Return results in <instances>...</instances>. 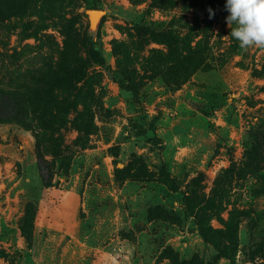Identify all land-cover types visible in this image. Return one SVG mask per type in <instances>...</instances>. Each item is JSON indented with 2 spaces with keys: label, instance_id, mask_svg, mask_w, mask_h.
Returning a JSON list of instances; mask_svg holds the SVG:
<instances>
[{
  "label": "rangeland",
  "instance_id": "1",
  "mask_svg": "<svg viewBox=\"0 0 264 264\" xmlns=\"http://www.w3.org/2000/svg\"><path fill=\"white\" fill-rule=\"evenodd\" d=\"M94 3L98 8L91 7ZM225 4L226 0L3 4L0 86L20 71H37L46 62L56 66L74 32L79 40L100 32L106 65L93 66L77 83V95L64 99L70 105L63 107L67 112L51 131L41 124L40 141L35 131L0 124V264H47L53 247L68 264L77 258L96 260L112 239L117 240L116 254L127 264L133 258L137 264L264 263L254 252L264 236V194L254 193V178L236 187L224 211L211 213L210 225L220 230L221 219L226 221L234 207L244 211L232 259L205 243L187 207L193 197L210 196L220 170L240 162L254 141L252 133L264 129V50L244 51L235 39L224 38L231 32ZM92 9L102 11L96 27L90 19ZM208 9L214 13L211 19ZM142 23L170 31L178 39L162 41ZM188 38L200 46L204 67L187 82L173 84L163 76L171 66V47L185 52ZM84 57L80 45L76 63ZM116 71L139 81L138 97L121 88ZM53 93L59 101L60 91L55 87ZM92 199L119 214L118 230L110 224L108 236L97 229L90 238L91 226H96V218L89 219ZM37 226L46 229L51 249L41 257L37 240L27 238L35 236Z\"/></svg>",
  "mask_w": 264,
  "mask_h": 264
},
{
  "label": "trees",
  "instance_id": "2",
  "mask_svg": "<svg viewBox=\"0 0 264 264\" xmlns=\"http://www.w3.org/2000/svg\"><path fill=\"white\" fill-rule=\"evenodd\" d=\"M6 1L0 0V16L5 13L3 4ZM91 7L98 8L96 3ZM141 27L149 34L168 43L172 39H178V37L174 38L172 32L159 30L150 23H142ZM80 45L84 48L85 57L77 64L75 58L78 56ZM186 46L185 52L180 51L176 46L171 47L172 57L169 61L171 66L163 73V76L173 84L187 82L200 68L204 67L200 46H193L191 38L186 40ZM104 65H106V58L100 32H90L80 40L74 32L70 42H66L56 66L46 62L37 71L30 69L20 71L9 77L8 83L0 86V124L15 123L23 129L35 131L40 141L44 136L41 134V124L51 131L59 122L62 113L67 112L63 107L70 105L69 102H64V99L70 96L74 98L77 95V83L86 78L90 68ZM114 78L122 89L131 91L135 97L139 96L141 89L139 81L130 79L120 71L115 72ZM31 84H35L33 89H30ZM55 87L61 93L59 101L53 93ZM42 93L45 94V98L41 95ZM252 135L254 141L246 149L243 159L240 162L232 161L228 167L220 170L214 180L210 196L204 199L193 197L194 203L187 206L191 209L189 213L195 218L205 243L213 245L219 256L228 259L236 255L244 211L234 207L226 221L221 219L224 229L220 230L210 225L211 213L224 211L231 204V197L236 187L248 177L254 178L257 182L254 193L264 194V129L255 130ZM38 155L43 171L45 162L41 154ZM47 171L50 172V168ZM43 179L45 182L48 181L44 174ZM152 218L151 216L150 219ZM23 229L25 232L28 229L27 219H25ZM27 238L31 241L35 236L32 238L28 234ZM254 252L255 254L260 253L264 258V236L256 244ZM194 264H200L199 260H195Z\"/></svg>",
  "mask_w": 264,
  "mask_h": 264
},
{
  "label": "crops",
  "instance_id": "3",
  "mask_svg": "<svg viewBox=\"0 0 264 264\" xmlns=\"http://www.w3.org/2000/svg\"><path fill=\"white\" fill-rule=\"evenodd\" d=\"M94 206H92L91 210L89 211V219L96 218L95 220V227L92 225L91 228L94 232L93 235L90 236V238H95L97 229L98 231H102L103 234H106V236L109 235L110 231V224L116 225V230H118V220H119V214L118 213H109L108 208H105L103 201H98L97 199H92L90 201ZM153 223V222H149ZM104 230H106L104 232ZM46 229H41V227H38L35 229V240H37V253L41 257V254L45 256V254L51 252V249L49 244H47L46 241ZM47 240H50L47 238ZM117 240L112 239L110 242H108L107 246H104V249L102 250V254L97 256L96 260H93V258L88 259L85 257V261H80L79 258H77L74 262H70V264H127L124 259L121 258V255L116 254V247ZM106 247V248H105ZM52 252L47 258L46 262L47 264H68L66 261H63L61 250L52 249ZM128 256V255H127ZM90 260V261H89ZM128 264H137V261L133 258V261H129Z\"/></svg>",
  "mask_w": 264,
  "mask_h": 264
},
{
  "label": "clouds",
  "instance_id": "4",
  "mask_svg": "<svg viewBox=\"0 0 264 264\" xmlns=\"http://www.w3.org/2000/svg\"><path fill=\"white\" fill-rule=\"evenodd\" d=\"M225 10L231 32L224 38L235 39L244 51L253 47L264 50V0H226ZM208 11L209 18H213L212 10ZM234 24L236 27H232Z\"/></svg>",
  "mask_w": 264,
  "mask_h": 264
},
{
  "label": "water",
  "instance_id": "5",
  "mask_svg": "<svg viewBox=\"0 0 264 264\" xmlns=\"http://www.w3.org/2000/svg\"><path fill=\"white\" fill-rule=\"evenodd\" d=\"M89 12H90L91 23H92V25H93L94 27H96V26H97V22L94 23V20L92 19V14H91V12L101 13L102 11H101V10H97V9H92V10H90Z\"/></svg>",
  "mask_w": 264,
  "mask_h": 264
},
{
  "label": "bare ground",
  "instance_id": "6",
  "mask_svg": "<svg viewBox=\"0 0 264 264\" xmlns=\"http://www.w3.org/2000/svg\"><path fill=\"white\" fill-rule=\"evenodd\" d=\"M92 14V19L94 20V23L97 22L98 18L100 17L101 13H97V12H91Z\"/></svg>",
  "mask_w": 264,
  "mask_h": 264
}]
</instances>
